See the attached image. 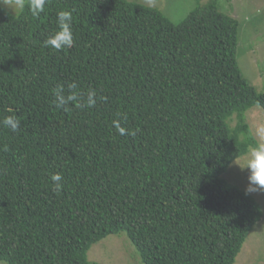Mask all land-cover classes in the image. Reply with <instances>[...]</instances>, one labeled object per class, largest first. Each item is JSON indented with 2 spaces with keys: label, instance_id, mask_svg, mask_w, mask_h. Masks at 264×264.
I'll use <instances>...</instances> for the list:
<instances>
[{
  "label": "trees",
  "instance_id": "1",
  "mask_svg": "<svg viewBox=\"0 0 264 264\" xmlns=\"http://www.w3.org/2000/svg\"><path fill=\"white\" fill-rule=\"evenodd\" d=\"M197 2L179 24L128 0H48L39 18L0 4V120L20 121L0 126V262L95 264L93 245L126 234L143 264H235L262 210L222 176L257 143L246 113L264 92L239 67V23ZM61 10L74 44L56 51ZM70 83L95 106L57 108Z\"/></svg>",
  "mask_w": 264,
  "mask_h": 264
},
{
  "label": "rangeland",
  "instance_id": "2",
  "mask_svg": "<svg viewBox=\"0 0 264 264\" xmlns=\"http://www.w3.org/2000/svg\"><path fill=\"white\" fill-rule=\"evenodd\" d=\"M160 10L173 23H181L198 6L197 0H128ZM219 10L239 23L237 60L241 72L259 93L264 92V0H216ZM12 13L17 9L0 0ZM201 2L200 5H204ZM247 123L256 140V130L264 126V111L255 107L246 113ZM233 119L231 126L234 127ZM247 170L231 164L222 178L245 192ZM262 210V218L249 232L235 264H264V192L248 193ZM88 260L95 264H143L126 234L109 236L92 246ZM0 264H5L0 262Z\"/></svg>",
  "mask_w": 264,
  "mask_h": 264
},
{
  "label": "clouds",
  "instance_id": "3",
  "mask_svg": "<svg viewBox=\"0 0 264 264\" xmlns=\"http://www.w3.org/2000/svg\"><path fill=\"white\" fill-rule=\"evenodd\" d=\"M2 2L11 5L17 10H22L25 6V0H2ZM47 2L48 0H28L29 10L34 18H39ZM72 23L73 15L71 11L61 10L57 12V30L45 39L43 42L44 46L56 51L71 48L74 44ZM68 89V94H65V89L62 85H57L52 89L53 103L57 108L67 110V106L72 102H75L77 107L81 108H92L95 106L96 94L94 91L88 92L85 98L75 83H70ZM113 124L120 135L135 134L131 130L122 127L118 121H114ZM0 126L16 132L20 127V121L15 116L9 115L0 120ZM255 134L258 137L257 143L254 146H249L246 154L237 156L233 161L235 166L241 171L247 170L248 172L246 195L248 193L264 192V126L258 127ZM5 150L7 149L5 148ZM49 183L53 192L59 194L63 190V176L60 173L52 174L49 177Z\"/></svg>",
  "mask_w": 264,
  "mask_h": 264
}]
</instances>
